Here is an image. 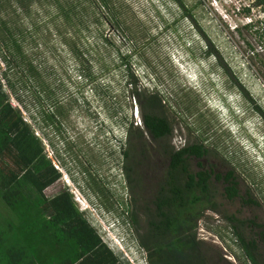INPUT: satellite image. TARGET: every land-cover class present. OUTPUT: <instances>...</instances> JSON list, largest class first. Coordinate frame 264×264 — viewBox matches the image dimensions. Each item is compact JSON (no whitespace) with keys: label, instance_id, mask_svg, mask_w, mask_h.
<instances>
[{"label":"rangeland","instance_id":"1","mask_svg":"<svg viewBox=\"0 0 264 264\" xmlns=\"http://www.w3.org/2000/svg\"><path fill=\"white\" fill-rule=\"evenodd\" d=\"M37 1L32 16L18 13L15 24L39 77L32 82L23 68L12 66L11 81L23 103L15 91L3 89L10 105L33 125L61 175L47 188V197L70 188L71 195L85 198L87 220L121 260L146 263L127 214H121L132 196L122 155L128 127L142 125V106L133 89L152 83L150 88L158 84L167 97L176 140L181 133L205 137L264 200V122L254 110L256 104L264 111V30L253 24L260 14L264 17V7L247 13L252 0H113L109 9L81 0L86 14L78 22L79 17L67 21L47 0ZM0 47L1 76L4 58L11 56L1 34ZM239 84L255 104L241 95ZM221 93L235 94L231 99L243 122L228 110ZM186 104H191L189 110ZM66 168L74 170V178ZM85 169L95 174L90 181L80 176ZM92 179L109 192L107 208ZM138 186L134 192L140 205L151 203L143 184ZM139 216L140 233L145 234L147 215L141 211ZM210 223L203 217L198 222L205 248L221 255L225 264H239V253L229 251L224 234L214 232Z\"/></svg>","mask_w":264,"mask_h":264},{"label":"trees","instance_id":"2","mask_svg":"<svg viewBox=\"0 0 264 264\" xmlns=\"http://www.w3.org/2000/svg\"><path fill=\"white\" fill-rule=\"evenodd\" d=\"M85 1H89L90 6H96L97 2L109 9L113 6V0ZM34 3L39 2L0 0V34L11 53L10 58H4L6 70L0 76V264H131L121 260L104 243L85 214L77 209L70 188L52 198L47 197V188L60 180L61 175L45 152V145L36 135L33 125L27 122L19 109L10 105L4 92L5 87L15 91L23 103L18 85L11 81L12 66L23 68L26 78L32 82L39 77L18 38L20 29L15 24L21 16L18 13L32 16ZM49 5L67 21L79 17L76 19L79 22L86 14L80 9L81 0H47ZM258 6L262 9L264 0H255L252 7ZM245 11L249 13L250 8ZM258 33H261L260 29ZM212 54L219 55L217 52ZM3 79L7 80V86L2 83ZM239 90L255 104L243 85L239 84ZM133 93L142 106V125L133 122L128 127L130 145L126 144L127 149L122 156H126L129 165L122 164V172L127 176L132 196L121 214H127V223L136 232L139 245L146 252V263L143 264H225L221 255L216 256L205 248L206 243L198 234V222L205 204L198 206L187 202L188 199L180 193L181 188L175 179L179 165L174 163L177 161L174 153H171V173L174 175L168 189L159 191L154 202L140 205L141 198L134 193L132 184L135 180L131 172L135 169L131 161L134 153L143 155L146 150L135 146V133L144 140L149 136L157 140L170 139L174 135L175 122L167 112V97L158 84L154 89L149 86L140 88L136 84ZM186 107L189 110L191 104ZM216 107L223 112V107ZM254 110L264 122L263 109L255 104ZM200 140L201 144L198 146L196 143L197 148L192 147L191 153H205L204 142L207 140L205 137H200ZM211 148L207 146L208 150ZM92 180L93 189L101 195L102 204L107 208L111 198L109 192L97 179ZM237 192V188L233 190V194ZM141 211L147 215L145 234L140 233Z\"/></svg>","mask_w":264,"mask_h":264},{"label":"flooded vegetation","instance_id":"3","mask_svg":"<svg viewBox=\"0 0 264 264\" xmlns=\"http://www.w3.org/2000/svg\"><path fill=\"white\" fill-rule=\"evenodd\" d=\"M257 8L261 9V6ZM259 26L264 30L263 25ZM179 138L181 141L177 142L175 131L170 139L162 140L153 136L146 140L134 136L133 141H137L135 146L146 150L143 155L134 153L135 157L131 161L135 169L131 172L135 180L132 183L134 190L142 183L144 191L151 197L150 201L154 202L159 191L168 189L173 178L171 153H174L177 158L174 163L179 165L175 179L187 202L198 206L205 204L202 205V217L211 222L210 227L214 232L220 230L224 234L229 251L239 253L235 255L239 264H264V200L256 193L254 186L248 184L244 176L231 165L226 154L214 148L208 150L206 141L205 153L193 154L191 148H197L195 144L199 146L201 140L190 136L187 138L182 133ZM124 160L122 164L129 165L126 156ZM67 170L74 178V170ZM85 170L80 176L87 181H90L89 177H95L91 170ZM122 173L127 184V176L125 172ZM77 185L81 186L78 182ZM236 188L238 192L233 194ZM127 189L132 194L128 184Z\"/></svg>","mask_w":264,"mask_h":264},{"label":"clouds","instance_id":"4","mask_svg":"<svg viewBox=\"0 0 264 264\" xmlns=\"http://www.w3.org/2000/svg\"><path fill=\"white\" fill-rule=\"evenodd\" d=\"M255 2V0H252V3H250V5L248 6V7H246L245 9H248V8H250V9H252V5H253V3ZM244 9V10H245ZM253 9H255L254 7H253ZM263 14H260L259 15V17L257 18V20L255 21V24H261V25H263L264 26V17L262 16ZM211 74H213V72H211ZM211 78H212V75L210 76ZM213 80V79H212ZM152 83H149V85H150V87L152 86L151 85ZM222 95H223V98H222ZM232 95H235V94H232V93H230V94H226V93H221L220 94V98L222 99V101L225 103V106H227V108H228V110L232 113V114H235V116L237 117V118H239L240 120H242V122H243V119L240 117L241 116V111L238 109V106L235 104V102H232L233 100L231 99V97H232ZM242 95V94H241ZM223 107V106H222ZM139 116V114H137V117ZM227 125V127H229V125H228V123L227 122H225V126ZM230 130V129H229ZM231 132V131H230ZM254 138H256V137H254ZM176 141H181L180 140V138L179 139H177ZM71 193V192H70ZM72 197H73V201H74V203H75V205H76V207H78V204H79V206H80V210L79 211H82V213L83 214H90V212L89 211H87V210H89L90 209V207L89 206H87L86 204H85V198H81V199H83V200H80V197H76V195L73 193V195H72ZM79 208V207H78ZM84 209V210H83ZM201 237V236H200Z\"/></svg>","mask_w":264,"mask_h":264}]
</instances>
